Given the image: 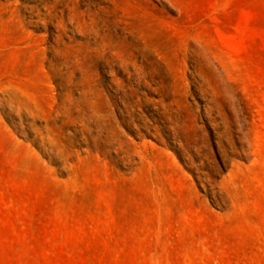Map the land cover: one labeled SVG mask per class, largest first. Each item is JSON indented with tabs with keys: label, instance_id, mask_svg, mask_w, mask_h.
Returning a JSON list of instances; mask_svg holds the SVG:
<instances>
[{
	"label": "rangeland",
	"instance_id": "374dc122",
	"mask_svg": "<svg viewBox=\"0 0 264 264\" xmlns=\"http://www.w3.org/2000/svg\"><path fill=\"white\" fill-rule=\"evenodd\" d=\"M0 264H264V0H0Z\"/></svg>",
	"mask_w": 264,
	"mask_h": 264
}]
</instances>
